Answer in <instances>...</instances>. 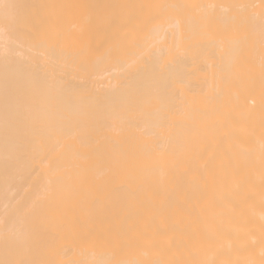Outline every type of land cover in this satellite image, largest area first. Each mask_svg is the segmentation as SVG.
Masks as SVG:
<instances>
[{
	"label": "bare ground",
	"instance_id": "6f19581e",
	"mask_svg": "<svg viewBox=\"0 0 264 264\" xmlns=\"http://www.w3.org/2000/svg\"><path fill=\"white\" fill-rule=\"evenodd\" d=\"M0 264H264V0H0Z\"/></svg>",
	"mask_w": 264,
	"mask_h": 264
}]
</instances>
